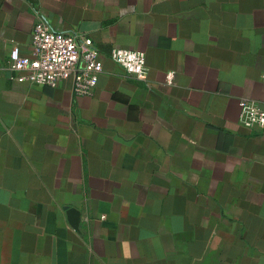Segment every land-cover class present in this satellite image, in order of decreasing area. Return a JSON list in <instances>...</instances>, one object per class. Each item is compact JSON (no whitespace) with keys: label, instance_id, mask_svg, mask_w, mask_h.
Listing matches in <instances>:
<instances>
[{"label":"crops","instance_id":"1","mask_svg":"<svg viewBox=\"0 0 264 264\" xmlns=\"http://www.w3.org/2000/svg\"><path fill=\"white\" fill-rule=\"evenodd\" d=\"M38 22L91 38L92 95L7 69ZM263 75L264 0H0V264H264Z\"/></svg>","mask_w":264,"mask_h":264},{"label":"built area","instance_id":"2","mask_svg":"<svg viewBox=\"0 0 264 264\" xmlns=\"http://www.w3.org/2000/svg\"><path fill=\"white\" fill-rule=\"evenodd\" d=\"M110 59L127 74L146 79L144 52L113 48ZM7 69L15 73L18 81L38 86L53 87L70 79L72 91L78 96L92 95L103 71L91 38L80 33L56 32L41 22L33 27L30 55L21 56L17 49H11ZM238 121L247 128L264 127V110L254 102L242 99Z\"/></svg>","mask_w":264,"mask_h":264},{"label":"water","instance_id":"3","mask_svg":"<svg viewBox=\"0 0 264 264\" xmlns=\"http://www.w3.org/2000/svg\"><path fill=\"white\" fill-rule=\"evenodd\" d=\"M71 213H73V212H71ZM74 226H76V223L74 224Z\"/></svg>","mask_w":264,"mask_h":264}]
</instances>
